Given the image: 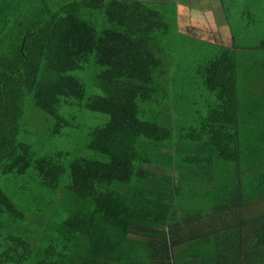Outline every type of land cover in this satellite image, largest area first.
I'll return each mask as SVG.
<instances>
[{"label":"trees","instance_id":"16d2710c","mask_svg":"<svg viewBox=\"0 0 264 264\" xmlns=\"http://www.w3.org/2000/svg\"><path fill=\"white\" fill-rule=\"evenodd\" d=\"M235 1L249 18L261 6L219 0L227 20ZM161 8L0 0V264H264L259 69L239 76L232 34L205 60L183 61ZM89 115L103 122L85 130ZM34 131L77 133L91 155L42 152ZM37 194L67 214L57 224L34 214Z\"/></svg>","mask_w":264,"mask_h":264},{"label":"rangeland","instance_id":"374dc122","mask_svg":"<svg viewBox=\"0 0 264 264\" xmlns=\"http://www.w3.org/2000/svg\"><path fill=\"white\" fill-rule=\"evenodd\" d=\"M156 2L158 4H162L161 10L163 9V14L168 19L170 26L182 35L181 38H179V41L183 43L181 46L183 52L182 60L188 61L187 63L191 60L192 64H195V61L201 62L205 60L213 52L221 48L218 46L219 44H215L216 41H218L216 38L228 43V38L230 37V34H232L236 46L243 48L239 51L240 54L238 55L239 59H241L239 64L241 67L239 76H242L244 79L252 78L255 74L254 69L256 70L258 67V79H253L254 89L252 93L254 94L253 96L256 101H260V99L264 101V48L259 47V43L264 42V8L261 7L262 4H264V0H260L261 6L253 10V18L252 16L249 18L247 15L242 13L244 10L242 3L241 5L237 4V1L230 3L228 11L229 20L223 16L219 0H156ZM173 12L177 14L176 22L173 20L174 16L171 14ZM227 23L229 28L227 27ZM171 31L173 32L172 29ZM171 31L169 30L168 34H170ZM175 38L177 39V37ZM213 38L215 39L214 41L212 40ZM174 45L175 44L172 43L171 45H168L167 48H173L172 51H175ZM250 48L256 49L250 52ZM177 52H175V55ZM193 53L194 57L192 56ZM82 81L86 85L87 94L95 91V89L91 86L92 82L89 75H84ZM257 81H259L258 87L256 86ZM243 93L245 94L244 91ZM203 101L204 100L202 98L197 99V102L200 103L199 106H201V102ZM245 106H247V103L243 104L244 108ZM251 112H253V110ZM103 119L104 117L99 115H89L86 116L81 123L84 125L86 130L100 125V123L103 122ZM260 119H262V115L259 114L251 120L246 119V121L256 122L258 125L260 123ZM183 120L184 119L182 118V122ZM32 133L33 137H39L38 139L42 141V152L61 151L68 153V156H66L68 161L74 157H89L91 155L89 151H85L82 148L83 138H80V136L78 137L77 133L66 137L65 141L62 139H53L51 137L47 138L43 132L34 131ZM26 187L30 190L33 187L34 191H38L37 186L34 185V183H28ZM246 187L247 186H245V188ZM21 188H24V186L14 187V189L17 190L16 192H21ZM40 195L41 194H37L36 197ZM251 196L256 198V200L261 199V193L259 192H256V194L254 193ZM187 197L190 198V194L187 195ZM53 198L56 200V197ZM36 201L39 204H34L35 206L31 204L35 209L34 214L44 216L46 220L51 218L53 220L52 222L57 224L59 219H62L67 214L66 207L61 206L57 209L53 205L58 204H50L48 199L38 197ZM36 206L41 208H37ZM58 210L61 211V214H59L60 211ZM30 213H32V209L27 212V215L30 216ZM206 252L212 253L214 251L211 247L202 253Z\"/></svg>","mask_w":264,"mask_h":264}]
</instances>
